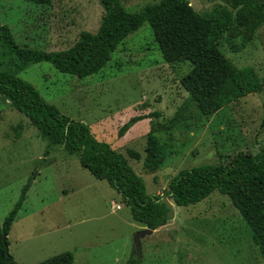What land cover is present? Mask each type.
<instances>
[{
    "label": "rangeland",
    "instance_id": "1",
    "mask_svg": "<svg viewBox=\"0 0 264 264\" xmlns=\"http://www.w3.org/2000/svg\"><path fill=\"white\" fill-rule=\"evenodd\" d=\"M158 0H122L129 11ZM199 12L230 8L223 0H189ZM103 13L99 0H0V23L19 46L46 51L70 47L82 30L95 32ZM242 37L222 42L220 49L236 67L251 66L264 86V25L241 47ZM18 58L0 38V71L31 83L49 104L70 119L85 123L113 149L127 148L143 158L147 133L165 152L151 171L142 158L128 163L145 183L147 194H162L181 169L216 164L239 151H254L264 142V91H254L224 104L211 115L181 87L188 61L165 62L145 21L128 34L98 72L77 77L58 71L49 61ZM157 112V115H153ZM134 122L123 135L122 124ZM151 114V115H149ZM177 117V119H174ZM156 123L172 124L167 131ZM27 187L7 235L8 251L18 264H35L70 251L73 264H126L136 252L138 264H264L250 229L227 194L218 190L203 200L171 206V218L150 234L134 238L143 224L104 179L81 166L62 145L49 144L28 117L0 94V222ZM119 205V208H115Z\"/></svg>",
    "mask_w": 264,
    "mask_h": 264
},
{
    "label": "trees",
    "instance_id": "2",
    "mask_svg": "<svg viewBox=\"0 0 264 264\" xmlns=\"http://www.w3.org/2000/svg\"><path fill=\"white\" fill-rule=\"evenodd\" d=\"M28 1L45 4L50 0ZM99 1L103 13L97 30H82L66 49L46 51L19 46L9 28L0 23V38L17 56V68L24 69L29 62L49 61L65 74L80 78L92 75L106 65L128 34L147 21L165 62L190 63V69L179 82L202 114L211 115L230 101L264 91L262 80L251 66L236 67L220 49L222 42L232 38L242 37L241 47L253 39L255 31L264 25V0H223L229 9L215 7L202 12L196 11L189 0H158L138 11L126 9L122 0ZM0 94L28 117L49 144L62 145L95 178L106 180L117 190L130 206L132 218L145 228L154 230L171 218V206L165 196L178 206H187L218 190L227 194L239 210L249 226L253 244L264 258V142L254 151H239L216 164L181 169L170 179L166 191L150 195L143 178L126 157L140 160L138 151L127 148L124 154L98 140L85 123L62 114L55 105L44 101L31 83L12 73L0 71ZM146 116L131 117L121 125L118 135ZM156 124L162 131L172 127L169 123ZM261 125L264 126V114ZM156 131L152 128L147 133L142 158L143 165L151 171L158 169L165 157ZM26 189L23 187L19 200L0 222V264H18L8 251L7 235ZM135 253H131L126 264H138ZM35 264H73V254L61 252Z\"/></svg>",
    "mask_w": 264,
    "mask_h": 264
},
{
    "label": "water",
    "instance_id": "3",
    "mask_svg": "<svg viewBox=\"0 0 264 264\" xmlns=\"http://www.w3.org/2000/svg\"><path fill=\"white\" fill-rule=\"evenodd\" d=\"M152 229L150 228H144L141 232H139L135 238H134V242H135V246H136V249L139 250L140 248V236L144 235V234H150L152 233ZM6 236H3V239H5Z\"/></svg>",
    "mask_w": 264,
    "mask_h": 264
},
{
    "label": "built area",
    "instance_id": "4",
    "mask_svg": "<svg viewBox=\"0 0 264 264\" xmlns=\"http://www.w3.org/2000/svg\"><path fill=\"white\" fill-rule=\"evenodd\" d=\"M115 208H119V205H116Z\"/></svg>",
    "mask_w": 264,
    "mask_h": 264
},
{
    "label": "crops",
    "instance_id": "5",
    "mask_svg": "<svg viewBox=\"0 0 264 264\" xmlns=\"http://www.w3.org/2000/svg\"><path fill=\"white\" fill-rule=\"evenodd\" d=\"M161 227V226H160ZM143 228H145L144 226H143ZM156 229H154L152 232H154Z\"/></svg>",
    "mask_w": 264,
    "mask_h": 264
}]
</instances>
